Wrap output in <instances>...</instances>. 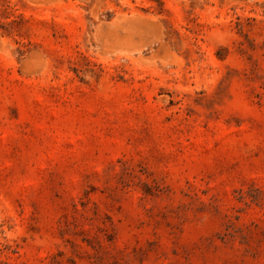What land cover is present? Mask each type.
<instances>
[{
  "label": "rangeland",
  "instance_id": "rangeland-1",
  "mask_svg": "<svg viewBox=\"0 0 264 264\" xmlns=\"http://www.w3.org/2000/svg\"><path fill=\"white\" fill-rule=\"evenodd\" d=\"M0 264H264V0H0Z\"/></svg>",
  "mask_w": 264,
  "mask_h": 264
}]
</instances>
